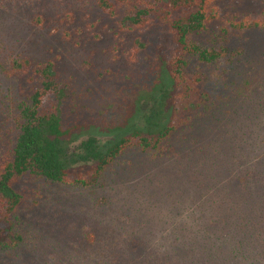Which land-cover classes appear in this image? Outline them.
<instances>
[{
    "label": "rangeland",
    "instance_id": "1",
    "mask_svg": "<svg viewBox=\"0 0 264 264\" xmlns=\"http://www.w3.org/2000/svg\"><path fill=\"white\" fill-rule=\"evenodd\" d=\"M213 5L218 16L193 37L224 54L190 57L208 93L191 120L163 151L130 149L92 186L25 175L15 217L23 240L0 249V264H250L210 250V236L249 217L264 225V0ZM127 14L126 6L110 14L100 0H0V164L41 84L33 71L8 76L2 67L16 60L53 64L66 89L65 124H119L157 77L158 25L132 29Z\"/></svg>",
    "mask_w": 264,
    "mask_h": 264
},
{
    "label": "trees",
    "instance_id": "2",
    "mask_svg": "<svg viewBox=\"0 0 264 264\" xmlns=\"http://www.w3.org/2000/svg\"><path fill=\"white\" fill-rule=\"evenodd\" d=\"M215 1L100 0L110 14L128 7L126 21L132 29L158 25L157 41L151 42L156 50L157 77L130 98L131 107L117 125L85 128L77 123L65 124L59 104L66 89L61 87L53 64L36 66L23 59L2 67L11 77L23 78L33 71L30 80L39 76L41 84L29 96L31 102L22 107L20 133L11 157L0 164V249L15 248L23 240L15 217L24 198L18 184L25 175L92 186L130 149L163 151L175 132L191 120L208 93L206 75L189 70L190 57L198 55L201 61L210 63L224 54L222 49L201 47L193 37L218 16ZM244 211L247 215L254 212L246 205ZM262 214L259 223L263 222ZM254 221L249 217L238 226L232 222V230L226 234L210 236V250L226 260L230 254L256 264L261 255L257 252L264 249V225Z\"/></svg>",
    "mask_w": 264,
    "mask_h": 264
}]
</instances>
